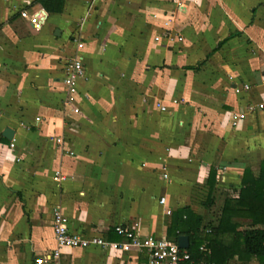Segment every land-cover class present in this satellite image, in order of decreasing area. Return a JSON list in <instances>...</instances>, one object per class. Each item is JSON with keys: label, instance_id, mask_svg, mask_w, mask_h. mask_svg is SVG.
I'll return each mask as SVG.
<instances>
[{"label": "crops", "instance_id": "1", "mask_svg": "<svg viewBox=\"0 0 264 264\" xmlns=\"http://www.w3.org/2000/svg\"><path fill=\"white\" fill-rule=\"evenodd\" d=\"M25 4L41 7L0 0V264H35L55 249V210L71 233L115 242L119 224L166 238V209L188 206L216 225L198 202L209 168L210 203L224 202L264 160V0H64L40 31L19 17ZM75 55L86 76L78 114L63 85ZM60 261L147 258L91 247L63 248Z\"/></svg>", "mask_w": 264, "mask_h": 264}, {"label": "trees", "instance_id": "2", "mask_svg": "<svg viewBox=\"0 0 264 264\" xmlns=\"http://www.w3.org/2000/svg\"><path fill=\"white\" fill-rule=\"evenodd\" d=\"M38 2L54 14L60 13L64 4V0ZM216 177L215 168L210 167L205 182L207 203L212 200ZM112 234L111 239L120 241ZM179 236L189 239L187 251L192 264H227L232 259L264 264V160L258 171L244 169L240 187L225 198L216 225H204L203 217L188 206L173 211L167 221L166 239L177 242Z\"/></svg>", "mask_w": 264, "mask_h": 264}, {"label": "built area", "instance_id": "3", "mask_svg": "<svg viewBox=\"0 0 264 264\" xmlns=\"http://www.w3.org/2000/svg\"><path fill=\"white\" fill-rule=\"evenodd\" d=\"M181 3L178 4V8H181ZM28 4H25L18 10L19 17L29 24L34 31H40L44 26L48 13L43 8L30 12ZM169 22H171L169 20ZM166 23V25L169 24ZM1 25V24H0ZM78 40H75L77 44ZM80 44H77L79 47ZM82 80H86L85 68L83 64V58L75 55L72 59L68 60L64 67L63 85L65 88V103L72 107V113L78 114L79 107L77 105V99L79 96V84ZM264 85V81L262 82ZM249 89L248 84H243L240 88H237L236 93L247 91ZM161 111H165V106L156 104ZM258 110L264 108L263 104H259L256 107ZM248 113L255 111L254 107L249 106L247 108ZM247 112H241L235 114V120L243 119ZM233 123V125H235ZM62 140H57V143ZM12 147V144L10 145ZM72 155V152H70ZM164 179H167V175H163ZM54 182L59 184L62 180V176L59 172L55 173ZM159 204H165V198H160ZM166 215H171L172 210L166 209ZM52 231L55 242V249L35 260V264H61V249H88L91 247H97L101 249H129L134 248L138 251L144 252L147 258L146 264H192L189 263L190 255L187 250L180 249L176 242L168 241L166 238H156L151 235H144L138 232L135 228L125 226L122 224L115 225L113 232L120 237V241H107L100 236H86L80 233H71L66 225L65 220L59 210L53 211L52 216ZM208 232L209 230H205ZM204 250V249H203Z\"/></svg>", "mask_w": 264, "mask_h": 264}, {"label": "rangeland", "instance_id": "4", "mask_svg": "<svg viewBox=\"0 0 264 264\" xmlns=\"http://www.w3.org/2000/svg\"><path fill=\"white\" fill-rule=\"evenodd\" d=\"M199 195H200V197L198 198V202H199V204L203 205V207L205 209L208 210L209 217L211 219L217 218L219 216V212H220V209H221V206L220 205L223 202V198L217 196V198L215 199V202H213V203H207V201H206V194H199ZM216 202L218 203L217 206H220L219 209H215L216 208ZM207 206H209V207L207 208ZM210 206H212L213 208H211ZM212 222H213V220H212Z\"/></svg>", "mask_w": 264, "mask_h": 264}, {"label": "water", "instance_id": "5", "mask_svg": "<svg viewBox=\"0 0 264 264\" xmlns=\"http://www.w3.org/2000/svg\"><path fill=\"white\" fill-rule=\"evenodd\" d=\"M3 136L7 139V140H11L12 139V131L9 129H6L3 133ZM177 245L180 249H185L187 250L189 248V239L187 236H179L177 239Z\"/></svg>", "mask_w": 264, "mask_h": 264}]
</instances>
